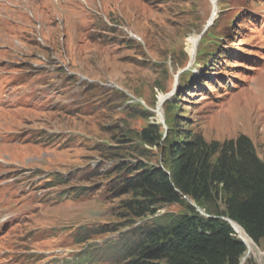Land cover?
<instances>
[{"label": "rangeland", "instance_id": "rangeland-1", "mask_svg": "<svg viewBox=\"0 0 264 264\" xmlns=\"http://www.w3.org/2000/svg\"><path fill=\"white\" fill-rule=\"evenodd\" d=\"M181 131L264 159V0H0V264H124L132 231L186 209L134 218L118 168L166 166Z\"/></svg>", "mask_w": 264, "mask_h": 264}, {"label": "trees", "instance_id": "trees-1", "mask_svg": "<svg viewBox=\"0 0 264 264\" xmlns=\"http://www.w3.org/2000/svg\"><path fill=\"white\" fill-rule=\"evenodd\" d=\"M171 130L168 124L167 131L154 124L137 137L145 146L159 148ZM175 137L166 166L123 162L118 168L125 175L119 186L121 193L130 196L126 210L134 218L153 216L167 205L186 209L164 214L150 226L132 231L119 253L121 261L241 264L247 247L227 220L239 225L255 245L264 247V159L246 137L223 144L207 143L182 131ZM137 152L148 158L147 152ZM185 198L206 213L198 212ZM88 258L95 261V257Z\"/></svg>", "mask_w": 264, "mask_h": 264}, {"label": "bare ground", "instance_id": "bare-ground-1", "mask_svg": "<svg viewBox=\"0 0 264 264\" xmlns=\"http://www.w3.org/2000/svg\"><path fill=\"white\" fill-rule=\"evenodd\" d=\"M217 17V16H216ZM213 23V20H211L210 22V25ZM197 47H198V39L197 38H191L189 40V51L191 53V55L194 57L196 55V52H197ZM167 97H163L161 98L160 100V103L162 105V103L165 101ZM159 103V104H160ZM159 113V118H164L162 112H161V108H160V111L158 112ZM164 122V121H163ZM234 226V230L238 236V238L241 240V241H244L245 244H246V247H247V252L245 253V256L242 260V264H245L246 261L252 257V256H255L256 253H258V255L262 258H264V252H261L260 250L257 249L256 245L254 244V242L248 237V235L244 232V230L237 224H233ZM261 258V259H262Z\"/></svg>", "mask_w": 264, "mask_h": 264}, {"label": "water", "instance_id": "water-1", "mask_svg": "<svg viewBox=\"0 0 264 264\" xmlns=\"http://www.w3.org/2000/svg\"><path fill=\"white\" fill-rule=\"evenodd\" d=\"M186 200H187V202H189L193 207H195V208H197L196 207V205H194L192 202H191V200H189L188 198H185ZM198 212H199V210H198ZM201 213V212H200ZM201 214H203V213H201ZM231 225H232V227H233V229H234V226H233V222L232 221H230V220H227ZM242 243L243 244H245V242L244 241H242ZM246 245V244H245ZM242 264V263H241Z\"/></svg>", "mask_w": 264, "mask_h": 264}]
</instances>
